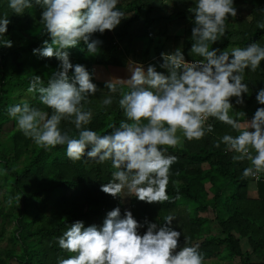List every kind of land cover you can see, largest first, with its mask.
I'll return each mask as SVG.
<instances>
[{
    "label": "trees",
    "instance_id": "1",
    "mask_svg": "<svg viewBox=\"0 0 264 264\" xmlns=\"http://www.w3.org/2000/svg\"><path fill=\"white\" fill-rule=\"evenodd\" d=\"M233 4L237 15L228 16L225 34L211 44L210 50L217 55L253 43L264 46V29L258 28L264 23V0H233ZM193 7L195 0H119L117 8L125 17L114 30L91 36V40L101 42L96 55L89 53L83 40L65 51L74 67L87 69L95 85L96 66L124 68L129 58L145 63L146 71L153 66L169 75L160 66L164 62L162 54L179 49L185 60L203 59L191 51L195 43L192 30L196 27L195 14L189 11ZM43 11L33 0L31 9L17 15L8 7V0H0V16L6 13L10 20L2 39L12 42L11 48L0 43V243L6 242L0 250V264H58L60 258L71 255L60 249L57 240L68 227L77 221L85 227H102L107 214L117 207L122 218L128 207L142 225L138 229L141 236L150 224L159 228L166 223L165 216L176 217L171 227L181 233L177 252L185 246L186 236L190 246H199L206 262L218 257L237 264H264V174L258 181L246 179L243 171L248 162L234 163L225 145L214 146L224 134L237 135L229 125L210 119L214 131L202 140H184L182 147L169 148L166 154L176 156L177 161L170 170L171 200L164 204H148L134 196H128L126 202L125 197L114 198L101 191L102 185L111 182L112 166L110 162L90 161L87 152L91 146L83 157L87 163H73L66 155V146L45 151L18 130L8 107L27 99L32 106L43 108L38 95L33 98L27 92L30 79L40 76L46 85L59 70L60 61L55 57L44 58L34 52L42 49L45 41L51 43L40 23ZM179 29L182 34H177ZM135 44H143V52L137 51ZM74 67L70 77L74 76ZM244 83L249 91L243 94L242 104L231 98V111L233 118L251 120L257 109L264 108L257 100L264 89V61L255 72L245 70ZM108 95L107 90L97 91L85 106L93 113L88 127L101 135L110 134V126L118 127L124 119L118 106L119 93L113 95L112 105L104 106L102 99ZM44 110L51 114L50 109ZM237 113L243 115L237 117ZM9 124L6 138L1 139ZM61 129L78 135L67 121L61 122ZM173 181L180 182L179 200L175 199ZM17 194L20 201L15 199ZM209 212L214 219L201 216ZM253 254L256 259H252Z\"/></svg>",
    "mask_w": 264,
    "mask_h": 264
},
{
    "label": "clouds",
    "instance_id": "2",
    "mask_svg": "<svg viewBox=\"0 0 264 264\" xmlns=\"http://www.w3.org/2000/svg\"><path fill=\"white\" fill-rule=\"evenodd\" d=\"M118 3L35 0L44 8L40 23L51 43L45 41L44 47L34 52L44 58L55 57L60 65L46 85L40 76L30 79L27 92L33 98L38 95L43 108L32 106L27 99L8 107L18 130L45 151L66 146V155L73 163L83 160L91 146L87 152L90 161L110 162L112 166L111 182L102 185L101 191L114 198L134 196L148 204H164L171 200L170 170L177 161L176 156L166 153L169 148L182 147L184 140H202L214 131L208 121L215 119L229 125L237 135L224 134L214 146L225 145L234 163L247 161L243 176L258 181L264 174V108L257 109L251 121H240L230 115V101L236 97L237 103H243V94L249 91L244 83L245 70L255 72L260 67L264 46L253 43L219 55L210 50L211 44L225 34L228 16L237 15L233 0H195V7L189 9L195 14L196 24L191 51L203 59L188 63L179 49L162 54L164 62L160 66L169 73L165 75L153 66L145 71V63L129 58L126 67H119L128 69V79L113 77L107 81L110 95L102 99L104 106H110L113 95L119 93L118 106L124 119L118 127L110 126V134L101 135L88 127L93 113L85 106L92 102L89 96H95L98 88L84 66L71 64L65 49L83 40L89 53L96 55L101 42L91 40V36L114 30L121 23L125 14L118 10ZM8 7L21 15L33 7V0H8ZM9 23L6 13L0 16V43L11 48L12 42L2 39ZM258 28L264 29V23ZM73 67L74 76L70 77ZM100 67L106 69L95 68ZM257 100L264 104V89ZM44 109H50L51 114ZM62 121L74 125L78 135H70V129L62 130ZM172 183L177 188L175 199L179 200L180 182ZM15 199L20 201L19 194ZM8 203H12L11 197ZM175 219L165 216L163 226L152 223L143 236L138 232L142 225L132 213L128 211L122 218L118 207L107 214L102 227H85L77 221L57 238L60 249L71 254L67 259L60 258L58 264H206L199 246H190L186 236L185 246L177 252L181 233L171 227Z\"/></svg>",
    "mask_w": 264,
    "mask_h": 264
},
{
    "label": "rangeland",
    "instance_id": "3",
    "mask_svg": "<svg viewBox=\"0 0 264 264\" xmlns=\"http://www.w3.org/2000/svg\"><path fill=\"white\" fill-rule=\"evenodd\" d=\"M244 10V9H243ZM177 34H182V29H179ZM135 49L137 51L143 52V44H135ZM134 62V61H133ZM106 69H103V67L96 68L94 71V77L96 75V86L98 88V92H103L105 90L108 91L106 88V82L111 80L113 77L121 78V79H128V76L125 73L124 69L114 68V67H104ZM144 70L146 71V68L144 67ZM128 74V69L126 70ZM125 74V75H124ZM243 106L240 107V110ZM230 115L233 116L232 111L230 112ZM250 119V118H248ZM11 128V125H7L4 127L3 133L1 134V139H5L6 135L5 133ZM5 132V133H4ZM209 187V186H207ZM128 196L125 197V201L127 202ZM126 212L129 211L128 207L125 209ZM202 217H209L211 219H214V214L212 212L201 214ZM6 244V242L0 243V250L2 247ZM246 246V245H245ZM252 259H256V256L253 254ZM215 262H219L220 264H237L236 262H230L227 260H224L222 258L218 259L216 257L211 258V260H208L206 264H214Z\"/></svg>",
    "mask_w": 264,
    "mask_h": 264
},
{
    "label": "crops",
    "instance_id": "4",
    "mask_svg": "<svg viewBox=\"0 0 264 264\" xmlns=\"http://www.w3.org/2000/svg\"><path fill=\"white\" fill-rule=\"evenodd\" d=\"M252 120V119H251ZM251 120H246V118H242V119H240V121H251ZM254 197H255V194H254ZM216 258H218V257H216Z\"/></svg>",
    "mask_w": 264,
    "mask_h": 264
},
{
    "label": "built area",
    "instance_id": "5",
    "mask_svg": "<svg viewBox=\"0 0 264 264\" xmlns=\"http://www.w3.org/2000/svg\"><path fill=\"white\" fill-rule=\"evenodd\" d=\"M186 62L188 63H195L196 61H188V60H185Z\"/></svg>",
    "mask_w": 264,
    "mask_h": 264
}]
</instances>
